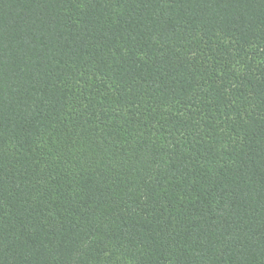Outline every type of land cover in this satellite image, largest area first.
Here are the masks:
<instances>
[{"label": "trees", "instance_id": "1", "mask_svg": "<svg viewBox=\"0 0 264 264\" xmlns=\"http://www.w3.org/2000/svg\"><path fill=\"white\" fill-rule=\"evenodd\" d=\"M0 264H264V0H0Z\"/></svg>", "mask_w": 264, "mask_h": 264}]
</instances>
